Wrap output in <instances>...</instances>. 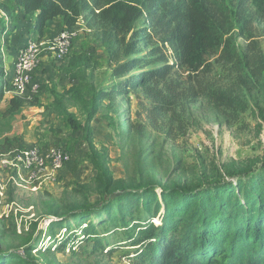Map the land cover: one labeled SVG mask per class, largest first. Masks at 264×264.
Instances as JSON below:
<instances>
[{
	"label": "trees",
	"instance_id": "16d2710c",
	"mask_svg": "<svg viewBox=\"0 0 264 264\" xmlns=\"http://www.w3.org/2000/svg\"><path fill=\"white\" fill-rule=\"evenodd\" d=\"M13 7L33 16L39 39L50 20L59 18L66 29L84 18L91 29L86 35L96 36L110 70L108 83H103L97 59L87 51H71L53 61L70 86L56 92L51 102L42 103L35 94L8 93V49L1 40L7 29L0 28L3 115L41 107L47 118L81 132L93 169L88 182L76 183V196L64 209L50 215L54 249L91 242L110 254L121 249L134 264H264V162L233 163L225 176L214 168L208 175L169 185L150 175L126 183L114 177L110 147L98 145L93 130V121L102 114L112 129L121 126L120 134L143 136L145 123L126 120L118 125L112 116L118 100L129 102L130 93L142 105L143 99L150 101L145 111L152 125L162 114L198 102L231 119L248 100L211 76L215 64L240 80L263 110L264 52L258 24L264 23V0H237L234 13L226 0H0L6 16ZM240 37L246 41L243 52L236 44ZM254 82L261 97L250 91ZM26 258L15 250L0 251V264H23Z\"/></svg>",
	"mask_w": 264,
	"mask_h": 264
},
{
	"label": "rangeland",
	"instance_id": "374dc122",
	"mask_svg": "<svg viewBox=\"0 0 264 264\" xmlns=\"http://www.w3.org/2000/svg\"><path fill=\"white\" fill-rule=\"evenodd\" d=\"M226 1L234 13L237 0ZM16 13L14 7L10 19L0 13V28L7 29L6 37H2V41L9 43L6 48L15 46L18 53V42L10 44V40H7L10 26H14V30L17 28ZM25 19L30 22L33 16ZM54 20L57 22L52 24L51 30L64 29L59 18ZM258 27L264 52V23H259ZM236 44L239 51L243 52L246 41L240 37ZM79 50L87 51L97 59L99 79L107 84L110 70L96 36L83 34L72 46L73 52ZM53 61L54 57L50 58L51 70ZM56 74L54 72L53 75ZM211 76L247 99L246 109L242 108L226 121L207 102L187 103L171 113L162 114L157 123L152 125L145 111L150 101L143 99V106L136 95L130 93L129 102L118 100L117 112H113L112 116L118 125L121 122L125 124L126 120L143 122L146 124V132L143 136L128 137L119 133L121 126L112 129L102 114L97 115L93 123L95 140L98 145L107 144L110 147V168L115 178L125 179L126 183H137L143 176L150 175L152 179L169 185L185 182L193 175H208L214 168L225 176L226 169L233 163L251 161L257 166L264 162V106L260 110L250 100L248 88L219 65H214ZM38 83L40 88L35 94L37 98L42 103L51 102L55 93L50 90L47 82ZM250 91L261 97L257 82L250 84ZM5 108V104L0 105V173L6 179L8 173L1 166V155L12 147L58 145L71 154L72 160L61 176L48 180L37 193L9 184L6 199L14 201L12 206L17 212L13 210L14 213L11 214V211L7 216L2 215L3 209H0V251H18L27 257V262L23 264H134L122 254L121 249L110 254L94 249L91 242H77L74 246L54 249V240L49 237L48 229L50 215L56 209L62 211L65 203L76 196V183L88 182L93 175L92 166L86 158L87 145L81 140V132L71 131L64 121L53 116L47 118L41 107L25 106L8 116L3 115ZM97 198L93 196L92 200ZM59 232L64 233L65 229ZM34 244L36 248L31 247ZM8 264H16V261Z\"/></svg>",
	"mask_w": 264,
	"mask_h": 264
},
{
	"label": "built area",
	"instance_id": "2783aa9c",
	"mask_svg": "<svg viewBox=\"0 0 264 264\" xmlns=\"http://www.w3.org/2000/svg\"><path fill=\"white\" fill-rule=\"evenodd\" d=\"M90 31L81 17L75 26L62 29L47 41L37 36L27 38L16 56L10 90L20 96L36 94L40 85L33 74L39 65L44 45L52 51L54 59L61 61L71 53L74 43ZM1 156V166L8 173V179L0 173V209H3L2 215L7 216L14 210V201L6 199L9 184L37 193L48 180L61 176L72 160L71 154L58 145L12 147Z\"/></svg>",
	"mask_w": 264,
	"mask_h": 264
},
{
	"label": "crops",
	"instance_id": "0c3cea01",
	"mask_svg": "<svg viewBox=\"0 0 264 264\" xmlns=\"http://www.w3.org/2000/svg\"><path fill=\"white\" fill-rule=\"evenodd\" d=\"M16 10H17L16 16L18 17L17 28L14 30V26H10L11 31L7 35V40H10L9 41L10 44H11V42L16 41V42H18V46H22V44L25 43V41L27 40V38L29 36H31L32 34H35V31L33 30V19L30 22L26 21L25 18L28 17V15H25L24 12L18 8H16ZM0 13L4 14L1 11H0ZM4 15H6V14H4ZM6 18H9V17L7 16ZM54 22H57V21H55V20L48 21V27L49 28L47 29L45 36L42 38L45 41L57 36L61 31V30L56 31L53 29L51 30V28H53L52 24ZM3 37H6V33L3 35ZM3 42L6 44V47L9 45V43H6L5 41H3ZM2 51H4V50H2ZM7 55L8 56L6 57V61H5L6 73H7V77L10 80H12L13 73H14V63H15L16 56H17V50L15 49V46L12 48H8ZM50 58H53V53H52V51H50L48 49L47 45H44L43 54H42V57L40 59L38 67L34 71L33 78L36 82H38V81L39 82H41V81L47 82L50 90L53 93H56V92L62 91L65 87H69L70 81H69V79L65 73L57 71L54 67H51L52 70L50 69V67H49ZM45 69H47L49 71H44ZM54 72H56L57 74L53 75ZM55 78H56V81H54ZM64 85H66V86H64ZM10 89L11 88H8L7 92L14 94ZM94 121H93V123H94Z\"/></svg>",
	"mask_w": 264,
	"mask_h": 264
},
{
	"label": "water",
	"instance_id": "95a60500",
	"mask_svg": "<svg viewBox=\"0 0 264 264\" xmlns=\"http://www.w3.org/2000/svg\"><path fill=\"white\" fill-rule=\"evenodd\" d=\"M227 179H232V177H230V176H227Z\"/></svg>",
	"mask_w": 264,
	"mask_h": 264
}]
</instances>
